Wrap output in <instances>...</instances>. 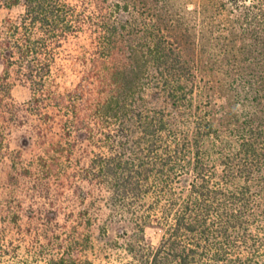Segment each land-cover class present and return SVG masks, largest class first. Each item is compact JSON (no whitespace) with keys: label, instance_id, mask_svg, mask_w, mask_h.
I'll list each match as a JSON object with an SVG mask.
<instances>
[{"label":"trees","instance_id":"1","mask_svg":"<svg viewBox=\"0 0 264 264\" xmlns=\"http://www.w3.org/2000/svg\"><path fill=\"white\" fill-rule=\"evenodd\" d=\"M3 7L1 220L50 225L60 264L119 221L164 231L128 264H264V0Z\"/></svg>","mask_w":264,"mask_h":264},{"label":"rangeland","instance_id":"2","mask_svg":"<svg viewBox=\"0 0 264 264\" xmlns=\"http://www.w3.org/2000/svg\"><path fill=\"white\" fill-rule=\"evenodd\" d=\"M20 10V7L12 9L3 7L0 9V19L10 15L17 16ZM4 68L5 64L0 59V75ZM14 93L18 100H24L30 96V90L22 84L15 87ZM6 181L5 172L0 170L1 196L7 191L4 187ZM49 228L50 225L44 224L42 220L34 221L30 217H26L21 227L18 228L9 221H3L2 217V220L0 219V247H4L0 249V254H3L0 255V264H60L58 263L57 243L42 237L49 234ZM163 232V228L154 222L146 224L143 232L128 221L112 223L108 231L96 226L90 233L94 238L86 254L100 264H128L132 258L125 248L128 239H134L140 233L158 244Z\"/></svg>","mask_w":264,"mask_h":264}]
</instances>
